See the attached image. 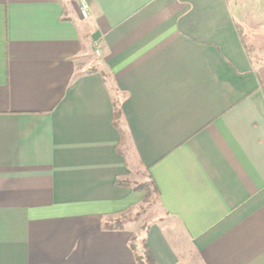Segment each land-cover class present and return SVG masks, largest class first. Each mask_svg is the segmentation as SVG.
I'll list each match as a JSON object with an SVG mask.
<instances>
[{
  "label": "crops",
  "instance_id": "obj_1",
  "mask_svg": "<svg viewBox=\"0 0 264 264\" xmlns=\"http://www.w3.org/2000/svg\"><path fill=\"white\" fill-rule=\"evenodd\" d=\"M84 1L0 0V264H264V0Z\"/></svg>",
  "mask_w": 264,
  "mask_h": 264
},
{
  "label": "trees",
  "instance_id": "obj_2",
  "mask_svg": "<svg viewBox=\"0 0 264 264\" xmlns=\"http://www.w3.org/2000/svg\"><path fill=\"white\" fill-rule=\"evenodd\" d=\"M120 104H121V97H116L115 99H113V103H112V121H113V126L115 128H117L118 132H119V142L118 145L116 147V152L123 156L125 158L126 161V152L128 151V141L126 138V131L124 128H122L121 125V110H120ZM127 166L130 167V165L127 163ZM143 175L146 176V178L148 179L149 183L145 184V183H135V182H130V181H125L123 183V185L128 186L131 188L132 191L135 192H140V193H144L145 197L148 195V190L149 187L152 188L154 194H155V198L157 201L158 195H159V190L155 184V182L153 181V179L151 178L149 172L147 169H145L142 172ZM127 214H122L118 219H116V221H114L112 223V225H110L111 227H121V225H123L125 222H127ZM136 218H134L135 220ZM142 261V262H141ZM137 263L138 264H155L152 256L150 255V253L146 250L145 246H144V250H143V255L142 257H138L137 256Z\"/></svg>",
  "mask_w": 264,
  "mask_h": 264
},
{
  "label": "rangeland",
  "instance_id": "obj_3",
  "mask_svg": "<svg viewBox=\"0 0 264 264\" xmlns=\"http://www.w3.org/2000/svg\"><path fill=\"white\" fill-rule=\"evenodd\" d=\"M133 179H135V183H145L148 184L149 181L146 178L145 175H143L141 172H139V176H135ZM148 195L145 197L144 202L141 204H138L136 207H134L132 210L128 212L129 215H127V221L130 223H134L133 226L137 228V234L133 237L132 243L135 245V247L139 248V241L134 240L137 236L139 237V227L141 229H145L146 226H148L153 220L158 219L159 216L155 215V211L157 208L156 205V198L155 194L151 187H149V190L147 191ZM134 218L135 221H134ZM134 227V228H135ZM139 251V250H138ZM186 262L185 264H198L197 260L193 255L188 256L185 255L183 257Z\"/></svg>",
  "mask_w": 264,
  "mask_h": 264
},
{
  "label": "built area",
  "instance_id": "obj_4",
  "mask_svg": "<svg viewBox=\"0 0 264 264\" xmlns=\"http://www.w3.org/2000/svg\"><path fill=\"white\" fill-rule=\"evenodd\" d=\"M78 6H79V13L83 19H86L88 17V8L84 0H78ZM95 55L98 57L99 52L98 49L94 50Z\"/></svg>",
  "mask_w": 264,
  "mask_h": 264
},
{
  "label": "water",
  "instance_id": "obj_5",
  "mask_svg": "<svg viewBox=\"0 0 264 264\" xmlns=\"http://www.w3.org/2000/svg\"><path fill=\"white\" fill-rule=\"evenodd\" d=\"M98 36H99L98 32H95V33L92 35V39H93V40H96Z\"/></svg>",
  "mask_w": 264,
  "mask_h": 264
}]
</instances>
